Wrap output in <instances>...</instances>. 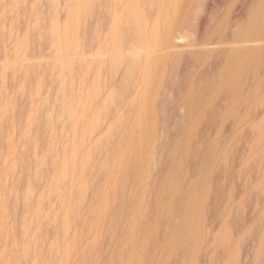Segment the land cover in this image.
Wrapping results in <instances>:
<instances>
[{"label":"rangeland","instance_id":"rangeland-1","mask_svg":"<svg viewBox=\"0 0 264 264\" xmlns=\"http://www.w3.org/2000/svg\"><path fill=\"white\" fill-rule=\"evenodd\" d=\"M0 264H264V0H0Z\"/></svg>","mask_w":264,"mask_h":264},{"label":"bare ground","instance_id":"bare-ground-1","mask_svg":"<svg viewBox=\"0 0 264 264\" xmlns=\"http://www.w3.org/2000/svg\"><path fill=\"white\" fill-rule=\"evenodd\" d=\"M134 1H136V0H134ZM131 13V12H130ZM132 14V13H131ZM134 15V14H133ZM132 15V17L134 18V16ZM131 16V15H130ZM139 16V15H138ZM137 21V20H136Z\"/></svg>","mask_w":264,"mask_h":264}]
</instances>
